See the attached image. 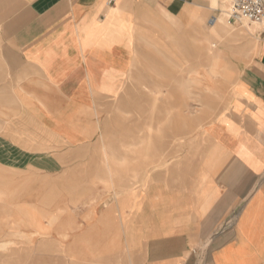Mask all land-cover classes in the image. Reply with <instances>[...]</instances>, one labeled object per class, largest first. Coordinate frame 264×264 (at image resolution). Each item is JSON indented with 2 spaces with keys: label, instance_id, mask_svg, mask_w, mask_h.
I'll return each instance as SVG.
<instances>
[{
  "label": "crops",
  "instance_id": "crops-1",
  "mask_svg": "<svg viewBox=\"0 0 264 264\" xmlns=\"http://www.w3.org/2000/svg\"><path fill=\"white\" fill-rule=\"evenodd\" d=\"M217 5L0 0V199L47 260L264 264V21L208 77Z\"/></svg>",
  "mask_w": 264,
  "mask_h": 264
},
{
  "label": "rangeland",
  "instance_id": "rangeland-1",
  "mask_svg": "<svg viewBox=\"0 0 264 264\" xmlns=\"http://www.w3.org/2000/svg\"><path fill=\"white\" fill-rule=\"evenodd\" d=\"M216 9L220 17H223L227 21V27L230 29L229 32L238 33L245 31V29H249L252 32L254 30H260L263 27L262 24L258 26L246 20H242L235 25H228L229 14L227 0H219V5L216 6ZM213 34L218 39V42H213V45H216V49L221 48L225 51V46L229 47L227 50L230 49L229 33L222 35L216 30L213 31ZM203 61L205 68H207L205 57ZM227 67L228 64L226 65ZM225 80L227 81V79ZM228 82L222 80V91H224L223 88L225 86L229 87ZM205 94L206 102L214 103V101L220 102L222 100V98L214 97L212 92L205 91ZM218 108V106H202L199 110H190L192 114H199V112L206 113L208 118H210L218 112ZM18 203L19 201L12 203L10 199H0V264H58V262L56 263L54 260L49 261L46 258L47 253H50L51 256L54 255V249L51 247L48 250L45 244L48 239L46 233H49V230L44 227L37 230L31 229L30 227L34 226L35 219L30 218L26 204L19 205ZM37 254L40 256L43 254V256H39L40 262L36 260Z\"/></svg>",
  "mask_w": 264,
  "mask_h": 264
},
{
  "label": "bare ground",
  "instance_id": "bare-ground-1",
  "mask_svg": "<svg viewBox=\"0 0 264 264\" xmlns=\"http://www.w3.org/2000/svg\"><path fill=\"white\" fill-rule=\"evenodd\" d=\"M263 21H261V22H263ZM257 25L261 26V23H259ZM214 26L215 27L213 28L214 29L213 31L217 30L222 35L229 33L230 29L227 27V21L223 17L219 16L217 18L216 24ZM204 28L206 29V27H204ZM213 35L214 34L212 32V36ZM209 36H210L209 33H206L205 36H204L206 42L203 44V51H204V57H205V61H206L207 70L209 72V76L208 77H212L213 78L214 76H216V72L217 71H219L221 73L222 71L227 69L226 65L228 64V61L226 60V57H225V54H224L223 50L221 48L216 49L215 48L216 45L214 46L213 44H211V42H209ZM228 48H229L228 46H225L226 50ZM190 72H192V70ZM189 73H187V74H189ZM215 78H218V77H215ZM182 85H183V83H182Z\"/></svg>",
  "mask_w": 264,
  "mask_h": 264
},
{
  "label": "built area",
  "instance_id": "built-area-1",
  "mask_svg": "<svg viewBox=\"0 0 264 264\" xmlns=\"http://www.w3.org/2000/svg\"><path fill=\"white\" fill-rule=\"evenodd\" d=\"M228 14L235 23L259 24L264 20V0H228Z\"/></svg>",
  "mask_w": 264,
  "mask_h": 264
}]
</instances>
